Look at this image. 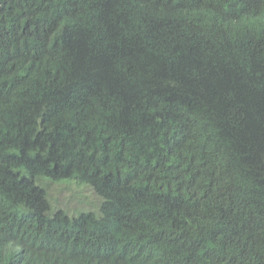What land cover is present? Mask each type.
<instances>
[{
    "label": "trees",
    "instance_id": "1",
    "mask_svg": "<svg viewBox=\"0 0 264 264\" xmlns=\"http://www.w3.org/2000/svg\"><path fill=\"white\" fill-rule=\"evenodd\" d=\"M0 264H264V0H0Z\"/></svg>",
    "mask_w": 264,
    "mask_h": 264
},
{
    "label": "rangeland",
    "instance_id": "2",
    "mask_svg": "<svg viewBox=\"0 0 264 264\" xmlns=\"http://www.w3.org/2000/svg\"><path fill=\"white\" fill-rule=\"evenodd\" d=\"M70 188L58 189L57 186L52 187V194L58 199L59 206L67 207L69 210L73 211L75 208H79L83 199L79 197L77 193H75V189L69 190ZM84 196H89L92 200H94L90 191L86 190L83 193Z\"/></svg>",
    "mask_w": 264,
    "mask_h": 264
},
{
    "label": "clouds",
    "instance_id": "3",
    "mask_svg": "<svg viewBox=\"0 0 264 264\" xmlns=\"http://www.w3.org/2000/svg\"><path fill=\"white\" fill-rule=\"evenodd\" d=\"M64 187V186H63ZM69 187H73V186H69ZM69 187H64V188H69Z\"/></svg>",
    "mask_w": 264,
    "mask_h": 264
}]
</instances>
